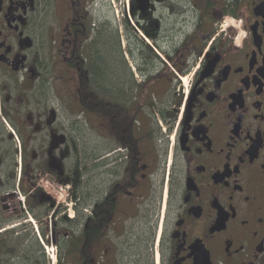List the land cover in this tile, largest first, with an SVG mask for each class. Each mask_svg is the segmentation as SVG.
I'll return each mask as SVG.
<instances>
[{
    "label": "flooded vegetation",
    "instance_id": "af4514ba",
    "mask_svg": "<svg viewBox=\"0 0 264 264\" xmlns=\"http://www.w3.org/2000/svg\"><path fill=\"white\" fill-rule=\"evenodd\" d=\"M103 71L169 95L94 114ZM74 107L102 120L80 154ZM78 237L82 264H264V0H0V264Z\"/></svg>",
    "mask_w": 264,
    "mask_h": 264
},
{
    "label": "rangeland",
    "instance_id": "374dc122",
    "mask_svg": "<svg viewBox=\"0 0 264 264\" xmlns=\"http://www.w3.org/2000/svg\"><path fill=\"white\" fill-rule=\"evenodd\" d=\"M109 0H105L107 3ZM105 16L108 17L110 20L113 17V14L108 11L107 5L105 8ZM131 74V72H130ZM89 75L91 76L90 80L92 81L90 84V90L93 94H95L100 101L105 102H116L121 105H128L130 101H133L134 98L140 94L141 92L147 91V95H161L167 96L169 92L166 91V86L164 85L163 88H160V84L152 85L149 88H140L130 86H122L117 87V79L124 80L127 76V73L124 72H113V71H103L100 74V78L103 82L97 80L98 73L90 72ZM162 77H166L165 72L162 73ZM95 80V81H94ZM163 85V84H162ZM161 85V87H162ZM155 96L152 97V101H157ZM165 98V99H166ZM155 99V100H154ZM164 99V100H165ZM75 101V100H74ZM73 140H74V147L76 151H81L82 142L85 141L89 144L90 148H93L97 144V134L101 129L102 120L97 117V115L88 113L84 117L79 113L75 112V107L73 108ZM74 149V152L77 153ZM60 249H57V253L59 254Z\"/></svg>",
    "mask_w": 264,
    "mask_h": 264
},
{
    "label": "trees",
    "instance_id": "16d2710c",
    "mask_svg": "<svg viewBox=\"0 0 264 264\" xmlns=\"http://www.w3.org/2000/svg\"><path fill=\"white\" fill-rule=\"evenodd\" d=\"M82 90H83V96H85L88 100L89 111L94 114H97L98 111L100 110L99 108L100 103L97 96L91 92L90 88L88 89L84 87L82 88ZM106 108H108L107 105ZM120 111L123 112V109H121ZM75 240L77 241L76 245L69 248L60 249L57 264H82L80 239L78 237V239L76 238Z\"/></svg>",
    "mask_w": 264,
    "mask_h": 264
}]
</instances>
